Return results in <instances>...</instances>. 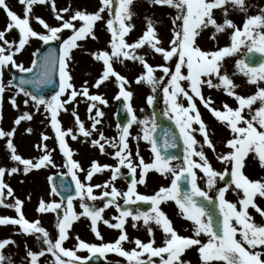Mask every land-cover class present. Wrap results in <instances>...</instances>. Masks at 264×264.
Returning a JSON list of instances; mask_svg holds the SVG:
<instances>
[{
    "label": "snow or ice",
    "instance_id": "6c2138e0",
    "mask_svg": "<svg viewBox=\"0 0 264 264\" xmlns=\"http://www.w3.org/2000/svg\"><path fill=\"white\" fill-rule=\"evenodd\" d=\"M152 4L169 6L176 10V16L172 19L173 34L166 49L159 39L154 22L146 17V30L134 42L129 43L126 36L132 31L134 25L131 23L134 13L132 12L133 0H100L98 10L88 12L86 10H72L71 6L57 8L56 0H19L24 6L23 15L11 10L7 0H0L2 8L7 17L5 28L0 30V120L3 119V101L7 90L10 87L16 89L15 95L9 97L8 102L12 108L20 112V105L17 97L21 94L22 104L25 108L31 103L36 113L41 112L49 119L51 128L54 130L58 147L64 157L63 167L67 169L65 175H70L75 182V195L81 201L82 211L77 213L73 208V197L67 196L66 201L62 197L59 202H46L40 199L37 207L38 213L56 212L63 208V216H58L56 229L58 235L52 238L50 233L41 225L39 219L30 221L23 213L24 201L14 196V190L4 182L3 177L21 172L27 175L32 170L57 165L53 160V150H49L47 144L34 145L42 154L37 158H23L17 154L13 144L15 126L23 121H31L33 113L30 111L21 112L13 121L14 127L5 131L0 128V138L7 137L6 146L10 151V159L17 166L6 169L0 167V205L14 208L16 218L7 216L0 217V225L18 226L19 234L33 235L39 242L42 240L45 248L38 251L28 249L25 243L26 255L30 264H38L39 258L45 252L54 257V264H88L90 256H82L78 253L86 251L91 255L105 256L107 253H115L126 259L128 264H191V261L182 259L186 250L196 247L201 264H264V223H257L249 212L253 209L262 220H264V208L256 203V198L264 199V180L249 179L243 169L245 159L250 154L257 158L260 166L264 167V55L257 62L249 53L264 54V8L258 14L247 16L242 27L228 18V5L233 10L247 13L249 5L245 0H150ZM51 6L54 19L59 23L57 26L49 25L41 17H33L32 8L34 5ZM223 10L221 22L214 16V10ZM104 14H107L105 21ZM34 19L42 26L44 31H36L31 26ZM179 21V23H177ZM97 22H104L110 33L109 49L99 50L91 53L96 61H102L103 70L95 82L89 86L88 81L77 88L72 82V75L69 70V62L72 60L74 49L81 47L82 42L91 38L97 39L95 26ZM79 25V26H77ZM214 29L209 39L215 41L217 34L230 32V43L226 46H218L215 50H203L197 43L201 33L209 27ZM18 29L20 38L17 42H9L5 36L6 32ZM68 30L71 32L62 40L59 55L53 49H49L42 57L37 56L39 49L32 53L31 67H25L23 63L16 60V56L22 54L26 45L32 39H38L44 44L50 41L61 39V34ZM147 46L153 54H159L164 61L163 64L153 66L148 63L146 56L138 54L139 49ZM245 48V59H239L235 67L239 73L248 78V83L257 86L255 94L243 96L235 92L239 87L234 84L233 79L224 69L226 58H231ZM176 57L173 66L168 62ZM124 60L138 61L144 68V73L135 78V83L150 86L151 93L146 97V103L153 105L156 99L157 89H162L165 110L164 115L175 121L179 129L180 138L183 140L184 155L182 162L173 164L177 157L167 153V149L177 147V137L172 134L166 137L163 144H159L153 135L156 130L154 118L145 117L139 120L134 115V109L130 103L125 105L128 113H132L127 124L117 125L118 137H106L104 132L97 128L102 123L104 112L98 105H106L107 100L101 94L90 92L91 88H99L110 78L118 82L119 93L115 99L121 97L130 101L133 93L127 90L130 82L114 68V62L124 63ZM38 70V75L33 78L19 77V84H14L16 79L4 81V73L10 69H18L20 73H31L33 69ZM186 69V72L184 71ZM160 71L162 76L157 78L155 72ZM58 74V90L51 96L34 94L24 85L34 84L37 88L41 85H50L54 76ZM165 77H168L166 83ZM215 81V82H214ZM221 90L237 101V107L233 108L223 103L220 110L214 107V101L209 96L205 98L202 88ZM77 97H83L88 102L87 112L91 120L90 129H86L84 122L80 120L75 108L72 109L76 131L73 128L64 129L58 118L61 112H68V106L77 102ZM196 99L219 121L224 123L230 130L231 138L224 142L228 151L217 155V159L229 167L218 171L213 168L204 148L207 146L212 152H216V145L210 138L208 125L202 119L197 107ZM187 101V106L183 103ZM258 103V107H253ZM94 111V115H92ZM247 110V114H245ZM133 123L143 125L142 136L137 135L135 139H143L151 145L153 158L151 162H145L139 151L133 156L129 146L130 126ZM193 124L198 127H193ZM31 133L32 129H26ZM93 132L97 133L96 139H91L90 144L98 147L101 154L107 155V148L114 149L111 153L117 163L115 165L101 164L93 160L88 169L81 166L80 162L73 159L74 151L67 143V137L76 140L78 134L85 139L92 137ZM198 133L203 138L200 143L195 138ZM214 135V133H212ZM49 137L41 135V141H47ZM163 149V151H162ZM198 158V159H194ZM121 169H127V174ZM139 169V179L137 171ZM171 177L168 186H161L154 194L144 195L137 191V186L146 183V176L149 171ZM197 170L203 173L208 190L202 189L197 180ZM110 171V178L103 184H92L90 181L97 173ZM84 173V180L79 177ZM230 179L225 181V177ZM128 179L130 183L126 191H121L115 186L118 178ZM51 179V178H49ZM217 180L225 181L223 187H217ZM182 184L189 187L182 188ZM64 191H70V186H65L63 181L60 185ZM216 189L215 198L209 195V191ZM242 193V198L233 203L225 198L229 189ZM96 189H102L99 195L95 194ZM51 194L59 196L60 192L53 185ZM8 197H13L12 204H4ZM203 198V199H201ZM27 199H31L30 196ZM103 201L102 207L96 205V201ZM123 201V204L120 201ZM168 201L175 202L179 214L183 219L192 223V235L184 236L174 228L172 220L163 211L161 205ZM207 203H206V202ZM138 202H150L148 210H141L135 207ZM215 205L219 209V219L214 222L213 213L209 205ZM239 205V207H238ZM114 207L118 215L110 222L104 218V211ZM90 220V227L100 243L86 242L78 235L75 237L77 243L73 248L64 247V242L69 239V230L74 221L80 217ZM128 218L132 220V227L138 223L146 228L150 237L153 236L154 227L160 229L165 239L162 245L157 246L155 239L147 242L139 238L130 241L135 247L125 250L123 242L129 241L125 225ZM103 223L113 229L120 231V235L114 242H104L103 236L98 229V223ZM187 230V229H185ZM201 236L207 237L206 242ZM239 237V238H238ZM15 244L10 238L0 239V264H12L11 256L5 257L3 249ZM146 255V259L144 258ZM156 258V259H154ZM119 264V262H117Z\"/></svg>",
    "mask_w": 264,
    "mask_h": 264
},
{
    "label": "rangeland",
    "instance_id": "374dc122",
    "mask_svg": "<svg viewBox=\"0 0 264 264\" xmlns=\"http://www.w3.org/2000/svg\"><path fill=\"white\" fill-rule=\"evenodd\" d=\"M246 4L249 5L248 12H242L238 10H233L231 5H228V18L232 19L234 23L238 26L243 25L247 16L258 14L261 8H264V0H245ZM9 7L11 10L17 12V14L23 15L24 6L19 3V0H7ZM100 0H56L57 8H63L67 6H71L72 10H86L88 12H94L98 10ZM0 11L4 15V21L0 22V30L5 28L7 17L5 11L0 8ZM222 9L214 10V16L218 22H221L222 18ZM132 12L134 13L131 23L134 25L132 31L126 36V40L129 43L136 41L146 30V17L150 18L154 22V26L158 33L159 39L162 41V45L167 49L169 47V41L173 34V24L172 19L176 16V10L169 6H160L155 5L150 2V0H133ZM33 17H41L43 18L49 25L57 26L58 21L54 19L51 6L48 4L45 5H34L32 8ZM107 14H104V19L106 21ZM179 23V21L177 22ZM31 26L36 31H44L41 25H39L34 19L31 20ZM79 26V25H77ZM95 35L97 39L93 40L88 38L85 41L78 42L81 44V47L74 49L72 52V60L69 62V70L72 75V82L74 85L79 88L84 81H88L89 86H91L95 80L99 77L103 70L102 61H96L91 53L99 51V50H110L109 49V40L110 33L107 30L106 24L104 22H97L95 26ZM214 29L210 26L206 30H204L201 35L198 37L197 43L203 50H215L218 46H226L230 43V32L226 31L224 33L217 34L216 40L213 41L209 39V36L213 33ZM71 32L65 30L61 34V39L57 40L60 44L62 40L70 35ZM5 38L9 42H17L14 37L11 35L10 31L6 32ZM43 44L38 39H32L29 45H26L22 54L17 55L15 58L17 62L23 63L25 67H31V60L33 59L32 53L36 52V50ZM138 54H142L146 56V59L149 64L156 66L159 64H163L164 61L162 56L159 54H153L151 50L145 46L142 49L137 50ZM247 50L242 48L238 54L231 58H226L224 62V69L233 79L234 84L239 87L235 88V92L239 95L248 96L255 94L257 91V86L254 84L248 83V78L243 74L239 73L235 67V63L239 59H245V52ZM176 57H173L172 61H169V66L174 67V63L176 61ZM114 68L120 74L124 75L128 81L130 82L129 86H127V90L133 93L131 97V105L134 109V115L142 120L145 117H150L152 112L156 110H160L164 112L165 110V100L162 89L158 88L156 93V99L153 105H148L146 103V97L151 93L150 86L146 84H137L135 83V78L144 73L143 66L138 61L124 60V63L114 62ZM19 71L18 69H10L4 73V81L7 82L8 79H12L13 72ZM186 72V69L184 70ZM163 73L160 71L155 72V76L159 78ZM168 77H165V83ZM215 82V81H214ZM264 87V84L260 85ZM90 92L95 94H101L104 99L107 100L106 105H98L101 110L104 112V117L102 118V123L97 125V128L104 132L106 137L116 138L118 137V129L117 123L115 121V113L117 110L118 100L115 97L119 93L118 82L115 78H110L108 81L104 82L98 89L91 88ZM16 89L14 87H10L3 101V119L0 120V128L5 131H9L14 127L13 121L14 119L23 111H30L33 113V118L31 121H23L19 126H15V133L13 136V144L15 145L17 154L21 155L23 158H37L42 153L34 147V145L45 143L48 146L49 150H53L52 156L53 160L56 163V167H48L42 168L40 170H32L27 175H24L22 172V165L19 166L21 168V172L15 173L12 175H8L7 172L3 177L4 182L7 183L13 190L14 196L23 200V213L27 219L30 221L39 219L41 225L45 227V229L50 233L52 238H56L58 235L57 229L55 227L58 216H63V208L58 209L56 212H48V213H38L37 207L41 198L44 201H57L60 199L51 194V185H50V177L52 174L57 172L67 173V169L63 167L64 157L58 147L57 140L55 138L54 130L51 128L49 119L43 113V109L41 108L40 113L34 112L32 109L31 103L27 108L22 104L23 95L17 97V102L20 105V112L13 109L11 104L8 102L9 97L11 95H15ZM202 93L207 97H211L214 101V107L223 110V103H227L229 106L235 108L237 107V101L228 95H226L221 90L209 89L207 86L202 88ZM8 95V98H6ZM197 107L201 113L202 119L208 125L210 138L216 145V152H212L205 146L204 151L210 160L214 169L221 171L225 167H229L228 165L221 163L217 159V155L220 153H224L228 151V149L224 146V142L231 138L230 130L227 126L219 122L199 101L196 99ZM185 106H187V101H183ZM258 103L253 107H258ZM88 102L83 97H77V102L68 106V112H61L59 115V119L62 123V127L64 129L73 128L74 132L76 131V125L74 121V117L71 114L72 109L75 108L78 113L80 120L84 122V126L86 129H90L91 120L89 119V113L87 112ZM94 111L92 115H94ZM245 114H247V110H245ZM193 127H198V125L193 124ZM31 128V133L27 132L26 129ZM142 128L143 125L139 123H134L130 136L129 143L131 146H150L147 141L140 139L137 141L135 139L137 135L142 136ZM214 133V135H212ZM45 134L49 137L47 141H41V135ZM195 138L200 143H203V138L200 134L194 133ZM97 133L93 132L92 137L85 139L83 136L78 134L76 140H72L70 137H67V143L70 148L74 151L73 159L80 162L81 166L86 169V163L90 158L97 159L101 158L99 161L105 159L104 154H101L98 147H93L90 144L91 139H96ZM7 137L0 138V167H5L6 169H10L11 167L17 166V164L10 159V151L6 146ZM109 151V150H108ZM99 153V154H98ZM194 159H198L195 158ZM245 175L249 177V179H261L264 180V167L260 166V163L257 158H254L252 154L249 155L245 159V167L243 169ZM98 174V173H97ZM80 179L84 180V173L79 174ZM198 184L204 189L208 190L206 186V181L203 178V173L197 170ZM217 187L222 186V182L217 180ZM211 194L215 195L216 189L213 188L209 191ZM30 196L31 199H27ZM225 198L233 203L238 202L239 199L242 198V193L234 192L230 188L226 194ZM14 202L13 197H8L4 204H12ZM256 203L264 208V199L259 197L256 198ZM81 201L77 200L73 202V208L77 213L82 211L80 207ZM239 207V205H238ZM174 208V207H173ZM172 208H170L169 218L172 220L173 224H184L185 229L188 230L189 227H193L192 223L183 219L181 215H175L172 212ZM250 214L253 216L254 220L257 223H264V220L258 215L253 209L249 208ZM7 216L9 218H16L17 213L14 208L5 207L0 205V217ZM82 217V216H81ZM76 220V226L70 229L71 234L74 235V238L71 236L70 239V231L68 233L69 239L65 241V247L73 248L77 241L75 237L78 235L81 239L86 242H90V235L83 227V220ZM189 225V226H188ZM181 234V233H179ZM185 236H191L190 232L184 234ZM10 238L15 241V244L7 245L2 251L5 257L11 256L12 264H30L29 258L26 255L25 243H27L28 249L32 251H38L41 248H45L42 240L39 241L40 244L37 243V240L33 235H23L19 234L18 226L12 225H0V239ZM239 238V237H238ZM202 241L207 240V237L201 236ZM124 249L130 250L128 247L123 246ZM79 255L85 256L88 253L86 251H81L78 253ZM116 258H122L123 264H128L125 258L119 257L118 255H114ZM184 256V254H183ZM54 260V257L51 254L45 252L43 257L39 258L38 264H50L51 260ZM186 261H191V264H201L195 262V253H186L185 255ZM189 259V260H187ZM115 261V259H113ZM7 264V260L5 261ZM54 264V263H53ZM215 264H222V262H215Z\"/></svg>",
    "mask_w": 264,
    "mask_h": 264
},
{
    "label": "flooded vegetation",
    "instance_id": "af4514ba",
    "mask_svg": "<svg viewBox=\"0 0 264 264\" xmlns=\"http://www.w3.org/2000/svg\"><path fill=\"white\" fill-rule=\"evenodd\" d=\"M152 119V118H151ZM150 119V121H151ZM133 156L135 157V153L138 150L140 153V156H142L145 160V162H151L152 158H153V153L151 152V146H130ZM107 149H111V148H107ZM112 151H114V149H111ZM109 156V155H108ZM102 164H110V165H115L117 163V161L112 158V156L110 155L108 158L104 159L101 161ZM121 171L125 174H127V169H121ZM110 171H104L103 173H99L95 176H93L92 180L90 181V183L92 184H103L105 181H107L110 178ZM137 179H139V169L137 171ZM131 177H128V179H124V178H118L115 181V186L120 189L121 191H126L127 190V186L130 183ZM171 181V177H165L159 173H157L156 171L152 170L149 171L147 176H146V183L143 185H139L137 186V191L140 194H144V195H152L154 194L161 186H168L170 184ZM102 191V189H96L95 190V194L99 195V193ZM96 205L98 207H102L103 205V201H96L95 202ZM121 204H123V201H120ZM167 202L163 203L161 205V208L163 209V211H167ZM135 207H139L141 210H148V208L151 207L150 202H138L137 205ZM104 218L105 219H109L110 222H115L114 220H112V218L116 215H118L116 209L114 207H109L108 209H106L103 213ZM132 220L130 221L129 224L126 223L125 225V229L127 234L130 236L129 240L133 241L136 238H139L141 241L143 242H147L149 239L154 238L155 239V243L157 246L162 245L163 240L165 239V236L163 234V232L154 227L153 230V236L150 237L146 228L142 225V223H138L137 227L133 228L132 227ZM76 226V222H73V227ZM178 225H175V228H177ZM83 227H85L86 230L89 233L90 236H94L95 239L94 241L97 243H100V241L96 238L95 234L93 233V231L91 230L90 227V220L88 218H84L83 220ZM108 227L107 225L101 223H98V229L100 231V233L103 236L104 242H109V240L107 239V231H108ZM179 232H182L181 227L179 228ZM116 235H118L120 233L119 230L116 229L115 231ZM74 238V235H73ZM135 247V246H134ZM130 250L132 249V247H129ZM111 254V253H109ZM145 259L147 258L146 255L144 257ZM156 259V258H154Z\"/></svg>",
    "mask_w": 264,
    "mask_h": 264
},
{
    "label": "water",
    "instance_id": "95a60500",
    "mask_svg": "<svg viewBox=\"0 0 264 264\" xmlns=\"http://www.w3.org/2000/svg\"><path fill=\"white\" fill-rule=\"evenodd\" d=\"M12 31L16 34L17 38H20V33L18 29H13ZM49 49H53L55 51V54L59 55V51H60L59 45H57V43H55L54 41H50L48 44H44L42 49H40L39 52L37 53V56L42 57L45 53L49 51ZM249 56H253V58L258 62L262 54L261 53H254V54L249 53ZM36 75H38V70L35 68L33 69L31 73H17L15 74L16 79L14 80V84H19L20 76H24L25 78H33ZM58 84H59V76L58 74H56L54 76L53 83L50 85H41L39 88H37L36 85L29 84V85H24V87L27 88L29 91L33 92L34 94L44 95L45 93H48V96H51L58 90ZM125 105L126 104L124 100L121 101L120 108H119V118L122 119L123 121H125L126 119L129 120V113L126 110ZM167 124L168 125L164 127L165 129L163 131V134L165 135V137H171L172 134H175V136L177 137V146H182L180 135L178 131L176 130V128L173 127V125L170 122H167ZM164 140L165 138L161 139L160 144H163ZM229 179H230V176L225 181ZM62 181L65 186H70V189H71L70 191H64L63 188L60 187ZM51 183L52 185H55L57 187V190L60 192V195L64 197L65 199L69 195L71 196L75 195V183L72 181L70 175L56 174L52 177ZM182 187L183 188L189 187V185L182 184ZM215 215L217 216L219 214L215 213ZM216 221L217 220L214 219V222Z\"/></svg>",
    "mask_w": 264,
    "mask_h": 264
},
{
    "label": "bare ground",
    "instance_id": "6f19581e",
    "mask_svg": "<svg viewBox=\"0 0 264 264\" xmlns=\"http://www.w3.org/2000/svg\"><path fill=\"white\" fill-rule=\"evenodd\" d=\"M4 21V15H3V13L0 11V22H3ZM6 98H8V95H7V97ZM1 153H3V151H0ZM117 262H119V261H115V264H117ZM54 263V260L52 259L51 260V263L50 264H53Z\"/></svg>",
    "mask_w": 264,
    "mask_h": 264
}]
</instances>
